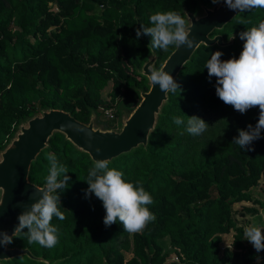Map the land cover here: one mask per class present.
Wrapping results in <instances>:
<instances>
[{
	"label": "trees",
	"instance_id": "16d2710c",
	"mask_svg": "<svg viewBox=\"0 0 264 264\" xmlns=\"http://www.w3.org/2000/svg\"><path fill=\"white\" fill-rule=\"evenodd\" d=\"M211 0H0V150L18 125L43 109L68 112L87 123L110 108L104 124L115 126L119 101L132 110L139 91L148 88L139 70L154 55L152 69H159L172 51L153 49L150 37H136L140 25L149 27L156 12L184 15L210 6ZM241 20L244 23H241ZM264 22V8L237 13L220 29L224 45L199 44L174 78L182 91L167 93L145 146L138 145L110 160L109 168L142 185L153 198L147 205L155 215L141 233L130 234L122 224L105 227L102 202L85 197L87 178L94 162L60 132H53L47 146L30 162L28 180L46 183L48 154L65 164L69 187L59 193L65 219L53 217L59 242L53 248L28 243L24 233L9 247L26 248L34 257L19 255L0 264H264V250L257 253L237 225L233 204L252 201V188L264 201V130L243 151L232 143L238 129L253 127L259 109L241 114L215 93L216 78L206 64L221 51V60L238 58L243 48L239 33ZM235 37L228 42V36ZM111 81L108 101L100 96ZM203 119L208 129L200 136L187 131V117ZM173 117L184 123L177 126ZM244 208V207H243ZM245 211L255 213L250 207ZM24 232L27 229L23 230ZM232 231L231 247H221L222 235ZM167 241L168 249L162 242ZM172 250L174 260L166 262ZM125 252H130L128 258Z\"/></svg>",
	"mask_w": 264,
	"mask_h": 264
},
{
	"label": "clouds",
	"instance_id": "9594fccd",
	"mask_svg": "<svg viewBox=\"0 0 264 264\" xmlns=\"http://www.w3.org/2000/svg\"><path fill=\"white\" fill-rule=\"evenodd\" d=\"M219 3L220 0H211ZM230 10L237 13L248 12L252 9L264 8V0H223ZM188 17V16H187ZM189 18V17H188ZM149 27L140 25L136 30L137 39L140 36L150 37L153 49L167 51L170 46L179 48L185 46L193 49L194 38H190L189 20L176 11L156 12L150 16ZM241 23H244L241 20ZM235 37L232 36L231 39ZM239 38L244 41L242 51L238 58L221 60L223 53L216 51L211 54L206 67L209 77L216 78L215 93L226 105H231L241 114L252 108L259 109L257 123L251 124L247 129H238V136L232 143L243 151H253L252 144L261 138L264 130V22L250 30L239 33ZM152 86L158 85L164 93L177 94L182 91L177 81L165 71L160 69L150 70L149 75ZM186 131L192 136L202 135L209 125L197 116L187 117ZM173 123L180 126L183 118L173 117ZM79 130V129H78ZM99 153L100 149L97 148ZM49 174L46 185L37 190L39 198L35 199L25 210L18 215V225L12 235L0 232V246L7 247L13 242L14 237L24 233L28 243H37L40 246L53 248L59 242V230L52 225L53 217L63 221L65 216L61 211L59 193L69 187L70 177L66 175L68 168L57 160L55 154H48ZM4 161L0 160V164ZM108 159H94V166L89 170L85 197L94 195L105 209L103 223L105 227L119 221L123 230L130 234L141 233L149 222L155 220V215L146 207L153 203L152 196L145 191L142 185H134L126 181L124 174L114 168H109ZM0 192L5 193L4 188ZM4 203L0 197V206ZM27 229L26 232L23 230ZM244 236L257 253L264 250V230L255 224L244 229Z\"/></svg>",
	"mask_w": 264,
	"mask_h": 264
},
{
	"label": "water",
	"instance_id": "95a60500",
	"mask_svg": "<svg viewBox=\"0 0 264 264\" xmlns=\"http://www.w3.org/2000/svg\"><path fill=\"white\" fill-rule=\"evenodd\" d=\"M200 8L201 12L198 14L183 9L185 19L189 20L190 26L192 24L190 38H194L193 49L174 46L159 67H163L173 78L199 44L227 43L218 34L209 35L214 29H220L237 12L230 10L223 0L210 6L201 5ZM231 38L232 35H229L228 42ZM153 62L154 55L151 54L141 65L139 72L146 77L148 88L146 91H139V101L122 119L118 130L94 128L91 122L92 114L87 123H82L68 112L54 108L43 109L18 125L13 137L0 150V160L4 161L0 164V188L5 189V193L0 192V197L4 200L0 206V232L12 235L18 225V215L25 210L24 207L39 198L40 193L37 190L45 187L46 183L37 186L28 180V169L30 162L47 146V139L53 132L62 133L77 149L87 153L93 162L94 159L110 161L138 145L145 146L160 108L167 99V94H164L158 85L153 87L150 82ZM97 148L100 149L99 153L96 152ZM19 255L42 260L40 257H34L26 248L0 246V260Z\"/></svg>",
	"mask_w": 264,
	"mask_h": 264
},
{
	"label": "rangeland",
	"instance_id": "374dc122",
	"mask_svg": "<svg viewBox=\"0 0 264 264\" xmlns=\"http://www.w3.org/2000/svg\"><path fill=\"white\" fill-rule=\"evenodd\" d=\"M200 12L201 11H197L195 14H198ZM111 86H112L111 81H108L107 84L102 89H100L99 93H100L101 98L104 101H108L109 93L111 91L113 92V89H111ZM106 109H109V108H106ZM115 109L118 110L119 114H118V117L116 118L117 122L115 126L111 129L118 130L121 126L122 119L126 117L131 112V110L129 111L125 109L123 104L119 101L116 103ZM104 110H102V113L99 116H97L95 112L91 113L92 114L91 122L94 128H99L101 130L107 129L104 124L105 120L107 119L106 114L104 113ZM251 191H252V198L257 199L258 202L252 203V201H246V202L234 203L233 211H234L235 221L237 225H240L243 228V231L246 227L251 226L252 224H255L257 227H260L262 230H264V201L262 200L261 197L258 196L256 188H252ZM243 207L253 208L255 210V213L247 212L245 211ZM231 240H232V231L227 234L222 235L221 247L232 248ZM245 241L251 245V243L247 239H245ZM162 247L164 250L168 249L166 240H163ZM130 255H131L130 252L124 253L125 258H128ZM174 259H175V255L173 254L172 250H169V253L165 259L166 262L170 260H174Z\"/></svg>",
	"mask_w": 264,
	"mask_h": 264
},
{
	"label": "built area",
	"instance_id": "2783aa9c",
	"mask_svg": "<svg viewBox=\"0 0 264 264\" xmlns=\"http://www.w3.org/2000/svg\"><path fill=\"white\" fill-rule=\"evenodd\" d=\"M104 113L106 114L107 118L112 116V110L110 108L109 109H105Z\"/></svg>",
	"mask_w": 264,
	"mask_h": 264
}]
</instances>
